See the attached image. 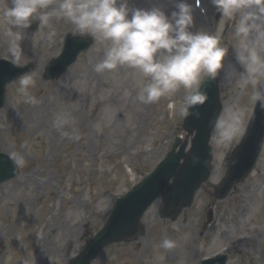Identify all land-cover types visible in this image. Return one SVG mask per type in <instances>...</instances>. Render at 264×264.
<instances>
[{
	"label": "rangeland",
	"instance_id": "1",
	"mask_svg": "<svg viewBox=\"0 0 264 264\" xmlns=\"http://www.w3.org/2000/svg\"><path fill=\"white\" fill-rule=\"evenodd\" d=\"M11 0H0V58L18 66L29 63L34 83L21 91L19 81L8 87L6 106L0 111V152L11 155L21 174L0 186V264H68L84 247L88 237L107 220L118 197L154 171L182 130L185 113L184 88L145 103L140 99L148 78L127 65L95 71L110 41L98 36L90 50L57 80L43 78L45 65L60 55L67 33L81 34L55 14L57 0L40 9L28 27L12 28L4 15ZM179 0H127L130 8L163 7L169 16ZM193 9V32L216 35L228 52L219 72L224 111L219 122L240 116L239 131L223 142L217 127L211 145L214 171L197 192L193 206L177 220H163L161 202L143 218L146 234L132 243L115 245L94 264H200L225 251L229 264H264V150L253 174L236 186L224 201H217L214 187L227 172V159L245 132L264 81L248 80L245 66L236 60L244 46L264 57V14L258 0L231 17L221 13L212 0H186ZM250 10V11H248ZM42 13H50L47 23ZM259 19L247 36L237 33L242 16ZM18 31L17 40L7 33ZM92 36V35H90ZM19 44L22 55L14 62L10 48ZM202 78V82L206 79ZM33 97L34 101L29 99ZM174 105L170 109L169 105ZM213 210V223L207 215ZM175 242L171 249L162 242Z\"/></svg>",
	"mask_w": 264,
	"mask_h": 264
},
{
	"label": "clouds",
	"instance_id": "2",
	"mask_svg": "<svg viewBox=\"0 0 264 264\" xmlns=\"http://www.w3.org/2000/svg\"><path fill=\"white\" fill-rule=\"evenodd\" d=\"M52 0H11L4 15L12 28L28 27L32 17L40 9H47ZM54 10L59 18L74 25L81 34L98 36L110 41L111 47L95 71L115 70L127 65L138 69L148 83L142 88L140 99L145 103L159 100L162 96L184 88L188 94L184 98L182 111L197 104H203L206 93L200 91L202 78H215L223 68L227 48L221 46L220 39L208 31L193 32V9L186 0L176 3V11L169 16L163 7L150 9L130 8L127 0H57ZM223 16H233L249 6L248 0H212ZM258 9L264 14V0H258ZM50 13H42L41 22L47 23ZM259 19L254 13H245L237 27V33L247 36L252 28L258 27ZM9 36L22 39L18 31L9 30ZM264 35V33H262ZM14 62L22 55L20 45L10 48ZM236 60L246 67L248 80L255 84L256 78L264 70V57L254 47L244 46L236 52ZM21 91L34 81L30 75L18 78ZM29 99L34 101L33 97ZM255 99L264 107V90L255 94ZM169 108H174L170 104ZM240 116L234 113L227 124H221L219 133L223 142L231 141L239 131ZM171 249L175 242L165 239L161 245Z\"/></svg>",
	"mask_w": 264,
	"mask_h": 264
},
{
	"label": "water",
	"instance_id": "3",
	"mask_svg": "<svg viewBox=\"0 0 264 264\" xmlns=\"http://www.w3.org/2000/svg\"><path fill=\"white\" fill-rule=\"evenodd\" d=\"M92 44L93 39L90 37L68 36L62 56L48 65L45 78L49 80L62 74ZM29 69L31 66L21 69L8 61L0 60V109L4 106L6 86ZM200 91L206 93L207 99L203 104L188 108L183 126L189 135L195 134L190 151L187 152L188 141L182 142L181 138H176L165 160L125 198L118 199L103 230L87 243L70 264H91L107 246L136 239L143 233L142 217L160 198L164 204L163 218H176L182 209L192 205L196 191L209 179L212 172L213 153L209 142L222 113L218 78H208L201 85ZM263 142L264 107L257 101L246 134L229 159L228 177L217 189L218 199L226 198L234 184L251 172L260 156ZM18 174V167L11 157L0 154V184ZM226 262V256H218L202 264Z\"/></svg>",
	"mask_w": 264,
	"mask_h": 264
}]
</instances>
